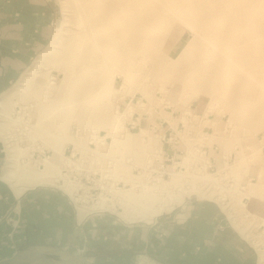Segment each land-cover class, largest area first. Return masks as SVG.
I'll use <instances>...</instances> for the list:
<instances>
[{
	"label": "rangeland",
	"instance_id": "374dc122",
	"mask_svg": "<svg viewBox=\"0 0 264 264\" xmlns=\"http://www.w3.org/2000/svg\"><path fill=\"white\" fill-rule=\"evenodd\" d=\"M117 2L51 0L50 38L0 94L1 175L19 192L68 164L100 173L116 184L110 213L131 223L211 202L264 264V0ZM102 8L122 23L107 45ZM106 53L123 60L105 67Z\"/></svg>",
	"mask_w": 264,
	"mask_h": 264
},
{
	"label": "crops",
	"instance_id": "0c3cea01",
	"mask_svg": "<svg viewBox=\"0 0 264 264\" xmlns=\"http://www.w3.org/2000/svg\"><path fill=\"white\" fill-rule=\"evenodd\" d=\"M51 0H0V94L14 84L52 34ZM0 260L36 248L65 264H255L250 245L211 202L178 220L131 223L114 213L75 216L58 188L2 179Z\"/></svg>",
	"mask_w": 264,
	"mask_h": 264
},
{
	"label": "built area",
	"instance_id": "2783aa9c",
	"mask_svg": "<svg viewBox=\"0 0 264 264\" xmlns=\"http://www.w3.org/2000/svg\"><path fill=\"white\" fill-rule=\"evenodd\" d=\"M30 149H31L29 154L30 160L38 167H40V165L43 164L45 158L48 156V151L38 144L34 146H30ZM72 157L78 160L80 155L78 157H75V155H73ZM68 165L69 167L65 168L62 172V178H59L58 180L56 179L55 183L48 185L58 188L59 190H61L66 194V196L69 198V200L72 203L75 216L78 217L81 216L80 218H83V216H85L82 215L78 209H82L86 211L87 212L86 215L93 213L112 212L111 209H114V206H116V204L112 200V196H115L114 191H116L117 189L116 184L114 185V183L109 182L108 185L104 187V185H100L99 183L101 178L100 173L97 174V172H95L91 174L90 172L87 174L84 172L83 169L79 167H75L72 164H68ZM136 171L140 172L138 169ZM149 174L154 175L151 172H149ZM65 179L70 181H75L78 184L77 189H73L71 194L63 190V188L61 187ZM116 183L118 185L119 181ZM103 198H106L105 202L100 203V200H102ZM216 199L217 198L215 196L214 200ZM215 203L218 202L216 201ZM93 205H95L94 208H91V206Z\"/></svg>",
	"mask_w": 264,
	"mask_h": 264
},
{
	"label": "bare ground",
	"instance_id": "6f19581e",
	"mask_svg": "<svg viewBox=\"0 0 264 264\" xmlns=\"http://www.w3.org/2000/svg\"><path fill=\"white\" fill-rule=\"evenodd\" d=\"M95 1H100V0H95ZM120 0H118L119 2ZM102 2V0H101ZM117 2V3H118ZM171 8V7H170ZM93 16L95 17V21H97V24L96 26L99 27V29H102L103 30V34L104 36L101 37V36H96L95 37V40L99 43H102V44H106L110 42V40L114 37V30L117 29L115 28L117 25H122V23L118 21L117 18H115L113 16V14L111 13V11H108L106 8H102L100 10H96L93 12ZM120 30V29H119ZM91 51V49L89 50V52ZM43 55V53H42ZM123 60L122 57H117V58H114L110 53H106L105 55V58L102 59V65L107 67V66H111L113 65V61L115 60ZM25 129H28L27 127L24 128V131ZM18 130V129H16ZM25 135V133H24ZM31 141V145L30 146H34L36 144L40 145L41 147H43L41 144L42 141L38 140V139H32L30 140ZM7 142H10L9 140H7ZM11 145V144H9ZM30 146H26L27 150L29 149ZM11 170V169H10ZM15 171H10V172H5L3 173L2 175V179L7 181V182H10V183H14V180L12 178V176H14ZM207 191L209 190L208 188L206 189ZM206 191V192H207Z\"/></svg>",
	"mask_w": 264,
	"mask_h": 264
},
{
	"label": "water",
	"instance_id": "95a60500",
	"mask_svg": "<svg viewBox=\"0 0 264 264\" xmlns=\"http://www.w3.org/2000/svg\"><path fill=\"white\" fill-rule=\"evenodd\" d=\"M0 264H65L36 248L18 250L10 257L0 260Z\"/></svg>",
	"mask_w": 264,
	"mask_h": 264
}]
</instances>
